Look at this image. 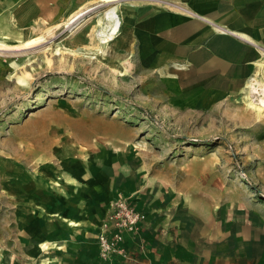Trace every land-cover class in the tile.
Instances as JSON below:
<instances>
[{"label": "rangeland", "instance_id": "1", "mask_svg": "<svg viewBox=\"0 0 264 264\" xmlns=\"http://www.w3.org/2000/svg\"><path fill=\"white\" fill-rule=\"evenodd\" d=\"M114 6L100 4L67 27L79 8L27 20L0 0V41L45 36L30 48L0 49V264L50 263L42 242H25L32 233L19 226L20 190L65 188L97 175L93 167L111 190L96 236L99 264L136 263L125 240L141 229L124 233L122 252H100L101 224L117 198L155 222L147 264H264V115L241 96L199 105L130 58L115 66L109 54L95 55L97 20ZM242 224L259 239L242 242Z\"/></svg>", "mask_w": 264, "mask_h": 264}, {"label": "crops", "instance_id": "2", "mask_svg": "<svg viewBox=\"0 0 264 264\" xmlns=\"http://www.w3.org/2000/svg\"><path fill=\"white\" fill-rule=\"evenodd\" d=\"M1 1L8 14L27 20H53L78 8L115 4L121 26L103 47L105 56L109 54L115 66L130 58L147 73L192 92L199 105H206L204 100L228 104L244 98L251 81L264 83V0ZM94 173L72 179L65 188L38 185L19 193V226L32 233L25 242L51 244L45 251L49 264L100 263L96 236L100 216L105 214L103 202L111 190ZM153 223L149 218L137 235L126 234L125 245L135 264H147L156 256ZM222 225L220 233L228 236L229 226ZM245 226L235 231L244 237L242 242L259 239V231L247 233ZM60 243L66 249H59ZM40 248L34 252L42 254Z\"/></svg>", "mask_w": 264, "mask_h": 264}, {"label": "bare ground", "instance_id": "3", "mask_svg": "<svg viewBox=\"0 0 264 264\" xmlns=\"http://www.w3.org/2000/svg\"><path fill=\"white\" fill-rule=\"evenodd\" d=\"M92 8H94V7H90L89 6L87 8H82L81 10H78L75 13H73L66 20L65 26L70 27L72 24L73 25H74V23L76 24V21L79 20L85 13H87ZM97 21H98L97 22L98 23V26H97L98 28L95 27V30H96V35H97V37L99 39V44L96 45L97 46V51H96L97 53L95 54V51H94V52H92V54L105 56L106 50H104L103 44L106 45L110 41L112 42L113 38L118 34V32L120 30L121 19L119 17L117 8L115 6L114 7H111L110 9H108L104 13V16L102 18H99V20H97ZM44 41H45V36L44 35H38L36 37H32L30 39L24 40L19 45H9V43L1 40L0 41V49H11V48H17V47H20V48H30V47L36 46L38 44H41ZM57 50H59V48ZM116 70H117V73H120V74H123V72H124V68H121V67L116 68ZM20 80L23 81V79H20ZM248 87H249V91L244 96V99H245L246 104L250 108H252L259 116L264 115V83H261V82H258L256 80H253V81L250 82V84H249ZM93 169H94V172L102 173L101 172L102 169H101V171H98L99 168L97 169V168L93 167ZM111 174H112V172H111ZM53 182L56 185H61V182H59L58 180L53 181ZM13 185H15V184H13ZM36 185H37V183H36ZM21 191H22V189L20 190V192ZM19 195H21V194H19ZM18 204H20V203H18ZM70 206H68V207H70ZM71 209H73V208H71ZM43 246L45 247V249H47V248L49 249L52 245L49 244V243H44Z\"/></svg>", "mask_w": 264, "mask_h": 264}, {"label": "built area", "instance_id": "4", "mask_svg": "<svg viewBox=\"0 0 264 264\" xmlns=\"http://www.w3.org/2000/svg\"><path fill=\"white\" fill-rule=\"evenodd\" d=\"M146 220V211L132 205L127 199L117 198L111 201L98 235L101 255L122 252L120 244L124 233H137Z\"/></svg>", "mask_w": 264, "mask_h": 264}]
</instances>
